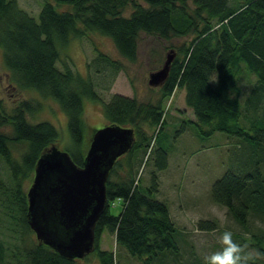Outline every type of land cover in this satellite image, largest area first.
<instances>
[{
    "label": "trees",
    "instance_id": "1",
    "mask_svg": "<svg viewBox=\"0 0 264 264\" xmlns=\"http://www.w3.org/2000/svg\"><path fill=\"white\" fill-rule=\"evenodd\" d=\"M127 7L132 8L128 14ZM91 31L110 36L119 53L129 60L137 57L142 32L166 40L188 37L176 44L177 52L159 85L157 99L143 100L118 92L101 102L108 124L132 127L135 139L109 171L107 205L96 222L90 252L98 263L116 264L115 252L100 246L105 230L113 232L117 244L144 259L145 264H153L168 251L179 254L178 226L170 206L155 196L161 183L158 171L153 170L146 186L141 185L140 177L150 161L158 170L168 167L169 153L160 136L167 123V99L178 88L185 89L186 105L195 115L190 120L199 131L208 135L225 132L243 143L240 156L231 158L227 169L214 179L213 200L226 206L245 228L249 215L264 218V116L242 123L245 112L264 111V0H42L39 18L18 0H0V46L5 65L17 85L56 100L67 113L71 143L65 150L79 165H83L92 140L86 135L83 97L101 98L90 73L84 77L68 64L58 66L61 54L57 41L65 45ZM95 60L99 65L109 63L116 71L122 68L118 59L102 50ZM245 75L250 81L246 95L240 84ZM38 107L40 101L26 98L8 110L0 99V160L11 174V186L0 180V191L12 218L11 232L27 237L34 230L28 219L24 181L33 179L39 157L60 137L52 121L28 118V112L32 114ZM183 123L178 134L185 129ZM18 143L26 148L16 157L13 146ZM151 154L154 158L149 159ZM117 198L124 200V207L115 214L111 208ZM218 227L213 219L198 221L201 229ZM232 234L244 254L248 253L246 246L252 245L261 255L255 264H264L263 235ZM2 242L0 264L6 252ZM29 245L17 264H75L76 258L44 242Z\"/></svg>",
    "mask_w": 264,
    "mask_h": 264
},
{
    "label": "rangeland",
    "instance_id": "2",
    "mask_svg": "<svg viewBox=\"0 0 264 264\" xmlns=\"http://www.w3.org/2000/svg\"><path fill=\"white\" fill-rule=\"evenodd\" d=\"M41 1L18 0L20 6L36 18H39ZM131 9V7H127L125 13H130ZM184 39H188V37H173L166 40L159 35L142 32L138 41V52L135 60L123 57L113 39L97 31H91L88 36L71 38L65 45H61L57 41L61 54L58 66L63 68L64 64H68L84 77L91 74L95 83V90L101 98V100L96 101L90 97H83V118L87 126L86 135L93 137L96 129L109 123L101 102L109 101L114 93L135 95L143 100L157 99L160 95V83L151 84L149 82L150 73L162 68L167 54L172 52L175 55L177 52L176 44ZM99 50L108 53L114 59H118L122 68L116 71L109 63L99 65L95 60ZM248 79L246 75L240 78V84L245 95L250 89ZM185 94L184 88H178L166 102L167 123L161 133L160 140L162 145L167 147L169 153L168 167L165 170H158L155 168V162L153 164L150 161L144 165L140 172L141 185L146 186L151 181L153 170L158 171V179L161 183L160 190L155 196L168 202L173 219L178 226L175 236L179 246V254L175 256V253L168 251L164 257L157 258L153 264H198V262L204 264L205 257L222 250L224 247L221 243L224 230L231 233H241L247 237L255 234L264 236V227H257L258 222L260 225H264V218L254 214L249 215L248 225L245 228L235 219L226 206L213 200L211 186L214 179L221 176L227 169L228 165L231 164V158L240 156L243 143L229 137L225 132H215L208 135L199 131L190 120V118L194 119L195 115L193 110L186 105ZM26 98L41 103V107H38L34 113L28 112V118L32 121L50 120L60 132L57 142L47 147V151L53 148L52 146L65 150L71 143L67 113L56 100L41 95L33 88H23L17 85L5 65L4 50L0 46V99L3 100L7 109L11 110L21 99ZM262 116H264L262 109L258 113L250 111L247 114L245 112L242 123H245V119L246 121L247 119L257 120ZM184 121L186 123L185 129L181 134H178V131L182 130ZM2 128L10 130V127L4 126ZM25 148L26 144L24 143L16 144L13 146V155L19 157ZM150 158H154V155L151 154ZM0 180L5 185L11 186V174L2 160H0ZM32 181L31 178L25 179L24 188L26 190ZM4 198L5 195L0 191V240L3 241L6 249L2 264H17L21 254L30 246V242H35L38 239L35 232L29 234L28 237L26 234L20 235L11 232L10 221L12 218L8 214L9 209L4 205ZM123 207L124 200L117 198L112 204L111 211L118 214L123 210ZM207 218L216 220L219 227L216 229L198 228V221ZM100 246L115 252L116 264H145L144 259L132 255L126 248L118 245L114 233L109 230L102 233ZM246 249L248 253L258 254L259 258L261 257L254 246L247 245ZM161 259H164V262ZM75 264L99 263L94 253H90L89 256L77 257Z\"/></svg>",
    "mask_w": 264,
    "mask_h": 264
},
{
    "label": "water",
    "instance_id": "3",
    "mask_svg": "<svg viewBox=\"0 0 264 264\" xmlns=\"http://www.w3.org/2000/svg\"><path fill=\"white\" fill-rule=\"evenodd\" d=\"M173 58L169 52L162 68L150 73L151 84L163 82ZM134 139L132 127L107 124L95 130L83 165L56 146L39 157L27 190L28 219L38 241L73 259L93 251L109 171Z\"/></svg>",
    "mask_w": 264,
    "mask_h": 264
},
{
    "label": "clouds",
    "instance_id": "4",
    "mask_svg": "<svg viewBox=\"0 0 264 264\" xmlns=\"http://www.w3.org/2000/svg\"><path fill=\"white\" fill-rule=\"evenodd\" d=\"M257 227H264V225L258 222ZM221 243L224 245L222 250L205 257V264H255V260L259 258L258 254H244L243 247L238 242H234L230 231L223 233Z\"/></svg>",
    "mask_w": 264,
    "mask_h": 264
},
{
    "label": "crops",
    "instance_id": "5",
    "mask_svg": "<svg viewBox=\"0 0 264 264\" xmlns=\"http://www.w3.org/2000/svg\"><path fill=\"white\" fill-rule=\"evenodd\" d=\"M170 213H172L171 209H170ZM171 216H172V214H171Z\"/></svg>",
    "mask_w": 264,
    "mask_h": 264
}]
</instances>
